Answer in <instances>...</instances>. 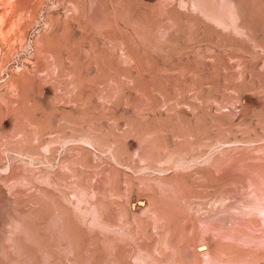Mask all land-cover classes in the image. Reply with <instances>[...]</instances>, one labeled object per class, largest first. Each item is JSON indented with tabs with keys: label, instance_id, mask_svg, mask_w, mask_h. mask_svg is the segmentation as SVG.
I'll return each mask as SVG.
<instances>
[{
	"label": "rangeland",
	"instance_id": "rangeland-1",
	"mask_svg": "<svg viewBox=\"0 0 264 264\" xmlns=\"http://www.w3.org/2000/svg\"><path fill=\"white\" fill-rule=\"evenodd\" d=\"M181 194L264 264L262 220L223 223L264 201V0H0V264L184 263Z\"/></svg>",
	"mask_w": 264,
	"mask_h": 264
},
{
	"label": "bare ground",
	"instance_id": "bare-ground-1",
	"mask_svg": "<svg viewBox=\"0 0 264 264\" xmlns=\"http://www.w3.org/2000/svg\"><path fill=\"white\" fill-rule=\"evenodd\" d=\"M167 182L161 181L162 186H164ZM235 190V189H234ZM235 192H239V189H236ZM197 196V195H196ZM194 197V196H193ZM185 196L181 194L179 197L176 195V202L171 201L169 204L167 203L166 206L167 208H170L172 206L175 207H181V213H179L180 219L178 220L181 228L183 229H190V233L192 234V237L189 238L188 246L187 249L185 250V253L182 254V258L186 259V262L181 263L180 259H177L175 262H166V264H204V262L208 264H232L229 262H224L219 259L216 255H214L210 249L207 247L206 249H202V246L207 245L208 243V236H204L202 231L200 230L201 227H198L197 224L194 223V221H202V222H207L208 225H206V230L212 232V229L214 228V223L217 220L221 219V213L222 210H213V209H208L204 210V206L202 204L196 203L195 200L192 199H186ZM194 199V198H193ZM243 199V198H240ZM238 202V201H237ZM202 205V206H201ZM153 204L148 205V211H153L152 208ZM236 207V212L233 216L228 218V221L223 220V223L229 227V223L231 224L230 228L231 230L234 229L232 227L234 224L238 222H242L243 220L250 218L252 216L259 217L262 220V228H264V201L261 199H243L242 202L233 205ZM233 207V208H234ZM232 208V209H233ZM154 216V221L158 224L157 226L161 227H166L167 230L173 231V225L174 223L173 217L174 215L168 214V216H163L160 214V211H155L153 214ZM123 215H121L122 219ZM224 227V226H223ZM261 228V229H262ZM263 231V229H262ZM230 233V232H229ZM201 237H203V242H198ZM202 240V239H201ZM70 244H72V240L69 241ZM166 246L171 247L172 244L167 241ZM183 246V245H182ZM184 246V247H186ZM166 248V247H165ZM76 251L74 250L73 253ZM72 253V254H73ZM160 249L158 247V243L154 244L153 250H145L142 252V255L146 258L152 257L151 255H159ZM89 258V256H88ZM210 262V263H209ZM156 264H164V262L159 261ZM234 264H243L241 262L234 263Z\"/></svg>",
	"mask_w": 264,
	"mask_h": 264
}]
</instances>
